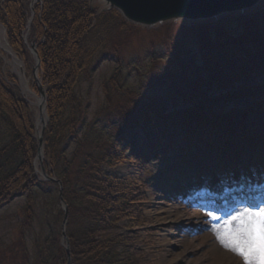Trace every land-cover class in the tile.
<instances>
[{"label": "trees", "instance_id": "obj_1", "mask_svg": "<svg viewBox=\"0 0 264 264\" xmlns=\"http://www.w3.org/2000/svg\"><path fill=\"white\" fill-rule=\"evenodd\" d=\"M46 3L36 29L50 116L44 135V165L47 174L63 185L73 264H145L138 235L122 222L130 217L135 227H140L142 200L145 201V190L152 188V175L146 173L148 163L144 158V172L127 177L107 172V168L123 161L128 151L122 136L127 132L133 137L141 136L143 154L159 161L167 150L162 145L163 138H168L170 147L176 143L172 139L176 116L184 118L181 123L188 145L201 139L189 127L191 117H195L197 131L201 124L213 127L214 112L207 97L216 87L211 86L231 88L238 84L237 91L249 95L257 91V87L239 83L264 76V14H260L264 11L219 21L217 31L225 34L220 38L186 41L182 37L178 42L168 38L161 49H148L144 56L151 61L142 72L136 68L135 88L121 80L122 54L115 43L117 70L103 85L101 107L92 113L90 88L104 58L98 56L99 47L91 41L112 13L96 16L97 10L77 0ZM26 6L24 0L0 5V22L8 29L11 47L20 57H26L31 69L33 59L22 35L28 21ZM5 9L8 12H3ZM226 25L228 32L223 28ZM118 26L116 33L127 37L120 43L129 42L135 30H129L124 20ZM191 41L198 45L197 55L203 56L207 68L222 65L220 73L193 78L186 74L193 60L188 46ZM203 75L208 78L202 79ZM1 79L0 212L18 197L23 208L15 221L16 243L6 249L0 246V264H67L66 249L62 247L65 213L60 205V187L56 182H41L36 176L35 119L18 89ZM82 85L88 88L85 94ZM158 87L169 98L177 94L178 102L173 105L184 106V111L168 114L171 104L159 103L156 94L162 90ZM145 95H154L152 104H146ZM122 192L129 194V201L123 202ZM119 246L123 247L121 252ZM12 247L17 251L10 250Z\"/></svg>", "mask_w": 264, "mask_h": 264}, {"label": "rangeland", "instance_id": "obj_2", "mask_svg": "<svg viewBox=\"0 0 264 264\" xmlns=\"http://www.w3.org/2000/svg\"><path fill=\"white\" fill-rule=\"evenodd\" d=\"M9 1L0 0V5H6ZM24 1L27 5L25 13L28 21L26 29L22 30V35L25 43H28L27 51L31 55L32 46H35L36 50L39 49V43L36 41L38 39V33L36 32L38 26L37 20L40 19L42 15L40 11H44L47 3L46 0ZM77 1L90 4L91 0ZM91 6H94V10L99 12L96 16H101L99 14L107 7L102 0H94ZM3 12L8 11L5 9ZM110 13L112 15L108 16L112 21L108 18L105 23H101V25H105L104 29L94 34L93 41H91L95 47H99L98 56H103L104 58L90 88L92 113L101 107L104 101L103 85L114 72L115 59H117L114 56L116 54L115 43L121 48L122 63L128 66L129 63L131 65V61H136L134 58L141 60L148 49H161L162 42H165L168 38L171 40L176 39V42L182 37H185L186 41L197 39L203 31L214 32L220 27V24L207 23L206 26L195 28L190 26L191 23H187V21L175 20L166 22L155 28H144L141 25L135 26L134 24L127 23L122 16L119 19L115 11L107 14ZM260 14H264V12ZM122 20L127 24L129 30H135L134 36L125 44L120 43L121 39L125 37L124 34L118 35L116 33L118 25ZM102 21L101 19L100 22ZM123 33L126 34L128 31L123 30ZM0 38H4V41L6 40L9 46L8 32L6 30L5 33L1 23ZM188 46L190 52L193 54L191 55L193 60L192 63L190 62L191 59H187L186 61L191 63L189 66L194 72L199 74L205 69V66H201V63L196 61V57L200 58L197 55L198 45L194 41H191ZM12 51L13 49L9 47L7 50L5 45L0 43V77L12 87H22L25 92L23 99L26 101L35 119V125L40 127L39 120H41V116L44 114L46 117L44 122L47 123V128L50 122L47 109L48 96H46V100L42 98L39 89L35 85L32 72L28 70L29 65L25 61L26 57H20L19 53L15 51L11 53ZM12 56L18 57L23 66L16 64ZM150 61L147 58L142 60L140 70L144 71ZM136 62L138 63L139 61ZM133 67L131 66V68ZM132 70H127V76L136 78L137 72H133ZM39 77L41 78L40 70ZM260 84L264 85V79L248 83L249 87ZM233 87L230 88L231 93H225L220 90V94L213 88L214 91L207 97V100L211 103L210 107H212L214 112L212 125L216 127L213 128L207 123L199 125V132L196 130V132L204 134L206 138L208 136L214 140H218L219 138L220 143H214L213 146H210L211 148H207L205 143L202 142L201 144L187 148L181 123L184 118L179 115L175 117L176 130L172 136V139L176 142L174 146L180 145L178 150L177 148L174 151L169 150L163 163L151 161L149 164H146V173L156 177L155 187L145 190L144 211L142 212L145 227L140 228L143 236L142 248L146 254V264H244V260L240 256L226 249L222 245L221 240L217 238V233L219 232L225 242L229 241V237L224 234L225 222L244 209H232L233 212L227 211V209L222 211L211 209L203 202V196L201 197L191 192L193 187L199 185L186 186L185 184L193 176L202 175L205 177L206 175L207 178H212L214 172H221L223 169H229L231 166L244 169V167L252 168L256 166L255 164L260 167L264 165V112L261 114V111L264 110L262 106L264 92L254 94L255 98L252 99L248 96L249 94L243 91H236ZM27 88L29 89L27 90ZM262 88L264 90V87ZM83 90L82 93H86L88 88L84 85ZM176 99L178 98H172L166 105H173V102H178ZM242 115L244 116L242 117ZM245 129H248V131L238 136ZM39 130L41 131V129ZM127 133L132 135L131 132ZM163 139L162 145L167 148L168 146H164V144H168L166 141L168 138L166 140L165 138ZM133 140L135 145L132 148L134 150L141 149L142 138L139 139V136H137ZM143 165L129 152L125 161L107 168V172L116 177H127L135 175L136 172L142 170ZM183 165L186 166L185 169ZM233 177L234 182L232 183L242 180V178L234 179ZM244 180L247 181L249 179L246 178ZM254 180L258 181V177L255 176ZM225 181L226 179L224 178L223 182ZM206 186H209V184L207 183ZM247 193H249V190H247ZM247 195L250 196V193ZM207 200L208 198L205 201ZM19 203H21V206L23 205L22 200ZM17 205L10 208L5 215L13 217L17 213ZM257 208L259 209L261 206L259 205ZM213 217H217L218 219H213ZM216 220H220V222L217 223ZM147 230L149 231L148 234L146 233Z\"/></svg>", "mask_w": 264, "mask_h": 264}, {"label": "bare ground", "instance_id": "obj_3", "mask_svg": "<svg viewBox=\"0 0 264 264\" xmlns=\"http://www.w3.org/2000/svg\"><path fill=\"white\" fill-rule=\"evenodd\" d=\"M94 9V8H93ZM230 17H234V16H227V17H224V19H226V18H230ZM205 23H206V21L205 22H194L193 24H192V27H195V28H201V27H203L204 25H205ZM226 27H227V25L226 26H224L223 28H224V30H226ZM226 32H228L227 30H226ZM116 34V33H115ZM117 35V34H116ZM225 34L224 33H222V32H220V31H214V32H205V31H203L201 34H200V36L197 38V39H194V40H209V39H212V38H214V37H223ZM125 36V35H124ZM117 37H118V35H117ZM126 37V36H125ZM127 38V37H126ZM124 40V37L121 39V41H123ZM0 43H3L4 45H5V47H6V49L8 50V44H7V42H6V40L4 41V38H0ZM161 46L163 47L164 46V43L162 42V44H161ZM161 47V48H162ZM155 51L157 50V49H154ZM200 54V53H199ZM202 57L203 56H201V58H199V57H196V61H198V62H200L201 63V66H205V61H203V59H202ZM134 60H136V61H138L137 59H135L134 58ZM142 60H145V56L140 60V61H142ZM136 61H131V65H130V63L128 64V66L127 65H125V64H122L123 66H121V67H123V79H121L124 83H129V84H131V86L133 87V88H135V84H136V81H138V80H136L137 79V76H138V73H137V75L135 76L136 78H131V77H129V76H127V74H128V69L129 70H132V69H134V70H132L133 72H135L136 70V68L137 69H140L141 68V62H136ZM134 62V63H133ZM13 66H15V65H13ZM17 66V65H16ZM131 66H134L133 68H131ZM41 68H42V65H41ZM117 68V65L115 64L114 65V72H113V74L115 73V71L117 70L116 69ZM213 68V69H212ZM212 68H207L206 66H205V69H203L202 71H201V73H199V74H197L196 72H194L193 70H192V68L189 66V65H187V70H186V74H188V76L190 77V78H193L194 76H196V75H198V76H200V75H202V74H204V73H210V72H217V73H220V71L222 70V65H220V63L218 64H214V67H212ZM39 70L40 69H38V72H37V75H38V78L39 79H37L36 81H35V85H36V87H37V89H39V87H41L46 93H47V86L44 84V74L42 73V71H40V73H41V78L39 77ZM145 70V69H144ZM141 71V70H140ZM137 72V71H136ZM142 72V71H141ZM112 74V75H113ZM201 78L202 79H207L208 78V76L207 75H203V76H201ZM1 79V78H0ZM2 80V79H1ZM109 80V79H108ZM120 80V81H121ZM121 81V82H122ZM135 81V82H134ZM24 82V81H23ZM132 82H134V83H132ZM158 86V85H157ZM176 86L177 87H182V85H179V84H176ZM212 87H216V89L217 90H221V91H223V92H225V93H231V89L230 88H222L221 86L219 87V86H215V85H213V86H211V88ZM15 88V87H14ZM159 89H161L160 91H161V93H162V96L160 97V95L157 93L156 94V96H157V98H159L158 100H160L159 101V103L160 104H163L164 102H168V101H170L169 99H171V98H175V97H177V94L176 95H172V97L171 98H169L168 96H167V94H166V92H164V90H163V88H160V87H158ZM233 88H235V86L233 87ZM18 89V92H19V94L22 96V97H24V94H25V92H24V90L22 89V87L20 86V88H16V90ZM29 88H27V90H28ZM216 90V91H217ZM156 91H158V90H156ZM152 97L154 96V95H151ZM152 97H150V96H148V95H145V96H143V98H144V100H145V102H146V104L147 103H149V104H152V102L150 101L151 99H152ZM147 99V100H146ZM172 107H171V111H172V114H174V115H177L176 113H178L176 110H181V111H184V106H176V105H171ZM213 110V109H212ZM182 116V115H181ZM45 115L43 114L42 116H41V120H39V124H40V126H42L43 127V125H44V123H43V121L45 120ZM194 118L195 117H191V121L189 122V127H191L192 128V130H194L195 132H196V130H197V123L196 122H194ZM183 121V120H182ZM36 127H37V125H35ZM216 126H213V128H215ZM38 128V127H37ZM176 128V127H175ZM41 129V128H40ZM176 130V129H175ZM200 130V129H199ZM199 130H198V132H199ZM37 133H41L42 131H36ZM198 132H196V133H198ZM44 134H45V132H44ZM198 135L199 136H201V139L204 141V142H206V143H220V139L218 138V140H214V139H212L211 137H205V135L204 134H201V133H198ZM38 137H39V135H37L36 134V138L38 139ZM122 138L125 140V145H124V148H126V149H128V151L126 152V154H125V158H124V160L123 161H125V159H126V156H127V154L130 152L131 154H132V156L136 159V160H138L139 162H143L144 161V159H145V161H146V163H148L149 161H151L152 159H148V157H149V155H145V154H143V148H141V149H136V150H134L133 148H132V146H134L135 145V142H134V138L135 137H133L132 135H130V134H128V133H125L123 136H122ZM140 138H142L141 136H139V139ZM142 142H143V139H142V141H141V144H142ZM217 143V144H218ZM43 145H44V147L46 146V144H45V140H43ZM164 146H171L170 144H164ZM39 155V152H38V154H37V156ZM140 158V159H139ZM142 158H144V159H142ZM142 159V160H141ZM123 161H121V162H123ZM120 163V162H119ZM184 166V165H183ZM185 167L186 166H184V169H185ZM233 168H234V170L235 171H237L238 172V168H237V166H233ZM143 170V169H142ZM142 170H140V171H142ZM261 170H262V172L260 173V174H264V165L261 167ZM221 172H223V174L221 173ZM220 172V175L222 176V178L221 179H224V177H225V174L224 173H228L229 171H228V169H224V171H221ZM246 172V174H247V176H248V171H245ZM36 173V176H38V179L41 181V182H47V180H45L44 178H42L37 172H35ZM252 175H253V173H252ZM252 175L251 176H249V178H251L252 177ZM226 179V178H225ZM154 182L156 181V179H152ZM211 181H212V179H209V178H207L206 177V175H205V177H203L202 175H196V176H193L191 179H189L185 184H186V186H188V185H195V184H203V183H206V182H208V184L210 185V183H211ZM248 181H250V179L248 180ZM239 184H240V186L241 187H245L246 185H247V183H246V181H242V180H239V182H238ZM207 184V183H206ZM196 186V185H195ZM200 187H193L192 188V192H195V190L197 189H199ZM179 189H181V187H179ZM119 195V194H118ZM120 195L121 196H124V198H123V202H125V201H129V194H127V193H125V192H122V193H120ZM19 201H21V198L20 197H18V199L14 202V203H12L10 206H8V207H6L4 210H2L1 212H0V246L2 245V248L3 249H6V246H9L11 243H16L15 242V239H16V232H17V230H18V227L15 229V224H17V222H15L16 220H18V218L20 217V215H21V212H22V206H21V203H19ZM143 202V204L142 205H144V200H142ZM17 203H18V205H17ZM15 205H17V207H18V210H17V213L15 214V215H13V217L12 216H10V215H8V216H6L5 214H7L8 213V211H9V209L10 208H12V207H14ZM144 211V206H143V209H142V212ZM64 213L66 214V215H69V212L68 213H66L65 211H64ZM5 215V216H4ZM128 220L127 221H123L122 223L126 226V225H129V227L130 228H132V230H133V233L134 234H136V235H138V237H139V241H141V245L138 243V245H139V248L141 249V251L143 252V256L145 257V259H146V254H145V252H144V250H143V236H142V232H141V229L140 228H143V227H145V221L143 220V217L141 216V222H140V227H135V222L134 221H132L131 220V218L130 217H128L127 218ZM15 232V233H14ZM65 232V233H64ZM120 232H122V231H120ZM148 230L146 231V233L148 234ZM148 236V235H147ZM5 238H10L9 240H6ZM27 245H28V247L31 249V245H29L28 243H26ZM62 247H65V249H66V253H67V264H73V261H72V257H71V249H70V242H69V239H68V236H67V233H66V230H64V229H62ZM14 250V251H17V249L16 248H14V247H12V248H10V250ZM68 250H69V253H68ZM119 252H121L122 250H123V247H120L119 246ZM145 264H146V262H145Z\"/></svg>", "mask_w": 264, "mask_h": 264}, {"label": "water", "instance_id": "obj_4", "mask_svg": "<svg viewBox=\"0 0 264 264\" xmlns=\"http://www.w3.org/2000/svg\"><path fill=\"white\" fill-rule=\"evenodd\" d=\"M94 0H91L93 3ZM107 5L106 10H118L123 17L134 24L148 28H154L169 21L184 20L187 23L194 22H210L217 21L227 16H243L249 12L257 11L264 7V0H102ZM12 53V52H11ZM36 66L34 67V76L37 80V72L41 67V60L36 51H34ZM14 57V56H13ZM17 61L18 59L14 57ZM39 92L44 100H46V92L39 87ZM38 126L41 128L39 135V155L36 160V166H40L41 175L45 179H49L44 165V145L43 136L46 125ZM61 186V203L68 213L67 205L62 195ZM68 215H66L65 224ZM65 233V232H64ZM69 253V250H68Z\"/></svg>", "mask_w": 264, "mask_h": 264}, {"label": "snow or ice", "instance_id": "obj_5", "mask_svg": "<svg viewBox=\"0 0 264 264\" xmlns=\"http://www.w3.org/2000/svg\"><path fill=\"white\" fill-rule=\"evenodd\" d=\"M224 227L229 241L225 242L219 232L217 238L226 249L240 256L244 264H264V207L244 209L226 221Z\"/></svg>", "mask_w": 264, "mask_h": 264}]
</instances>
